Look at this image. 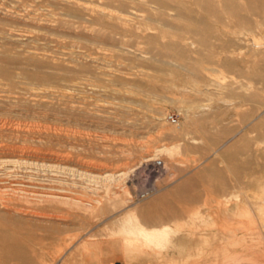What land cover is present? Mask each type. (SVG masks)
I'll list each match as a JSON object with an SVG mask.
<instances>
[{
    "label": "rangeland",
    "instance_id": "374dc122",
    "mask_svg": "<svg viewBox=\"0 0 264 264\" xmlns=\"http://www.w3.org/2000/svg\"><path fill=\"white\" fill-rule=\"evenodd\" d=\"M180 1L188 2L0 0V179L91 205L0 194V237L12 240L0 244V264H57L71 249L97 246L129 264L206 263L204 254L192 256L201 244L191 232L215 222L206 229L219 239V214L208 207L225 200L232 207L249 190V170L264 165V46L254 44L264 40V12ZM141 150L165 163L148 200L134 199L140 185L128 175L106 183L84 178L130 173ZM166 205L174 216L164 249L146 248L122 228L130 208L148 216ZM218 239L209 258L230 264Z\"/></svg>",
    "mask_w": 264,
    "mask_h": 264
},
{
    "label": "bare ground",
    "instance_id": "6f19581e",
    "mask_svg": "<svg viewBox=\"0 0 264 264\" xmlns=\"http://www.w3.org/2000/svg\"><path fill=\"white\" fill-rule=\"evenodd\" d=\"M10 4H12V3H10ZM177 5L180 7H184V8L189 7V6H191V7L194 6V7H199L201 9H205V10L208 9V7H230L231 10H234V11H236V10L241 11V10H244V8H247V6L248 7L252 6V7H258L259 9H262V11L264 12V0H245V2H241V0H188V2L187 1L186 2L185 1L177 2ZM191 7L188 9L192 10ZM17 8H18V6H17ZM23 9H24V7H23ZM32 17H33V15H32ZM119 18H121V17H119ZM204 20H205V18L204 19H200V18L194 19V21L197 24L205 26L206 22ZM37 24H39V23H37ZM192 32L199 38V41L201 43H205V41L203 39V36H204L203 34H201L200 32H194V31H192ZM254 44L256 46H264V40L262 42L260 41V43H259V40L254 38ZM263 55H264V53H263ZM4 72H5V70H4ZM56 89H58V88H56ZM172 147H170V149ZM257 148H259V147H257ZM162 150H163V148H158L156 151L158 152V151H162ZM262 153H261V155H262ZM144 155H143V151L141 150L140 156L141 157L143 156L142 157L143 160L150 158L149 156H151L152 154L146 155V156H144ZM225 156L226 155L223 156L224 159L226 158ZM262 159H263V157H262ZM17 161H19V160H12L11 162L14 163ZM21 161H19V162H21ZM24 162H26V161H24ZM263 163H264V159H263ZM263 163H262V165H263ZM35 164H37V163H35ZM259 164H261V163H259ZM40 166L52 167L51 165H44V164H41ZM258 167L259 168H257V169L252 168L249 170L250 171V174H249L250 183H249V187L247 188L249 190L246 191V189H244L245 190V192H243L244 198L238 197L239 195H242V194H239L241 186H238L237 191L235 190L236 192H232L235 197H238L234 201H232L233 202L232 207H229V205L227 203L229 201L225 200V199H224L225 201H217L219 203V205L216 204L215 209H213L211 206H209V207L207 206L210 211L212 210L215 212V215L217 213L219 214V216L217 217L218 218L217 221H219V224L217 223L218 224L217 228L220 231L219 234L221 236L218 239L217 237H215L216 236L215 233H212L209 231V229H211V227L216 229V226L215 227L213 226L215 222L213 224L211 222L210 223L207 222V224L203 228H200L201 229L200 233H196L195 231L191 232V236H193L192 238L197 239V241H199L201 244L200 246L195 248L196 253L192 254V256L204 254L205 257L207 258L205 264H212V261L209 257L211 254L213 255L216 253L212 249V245H213L214 241H216V239H218L219 241L221 240L224 243V245L220 249L221 250V256L228 259L231 262L230 264H240L243 261H246L249 264H264V232H263L264 231V165H263V167H260V166H258ZM130 168L131 167H128L127 170H121L120 169L117 171H103V172H98V173L97 172L96 173L84 172V176H85L84 178L90 182L93 181V182H103V183L124 181L123 179L125 177H127V175H129L128 173H129ZM63 169H67L70 171L73 170L71 168H63ZM3 183L6 184L5 180L0 179V194H2V195H9V196L14 197V198H33V199L39 198V199H43L44 201L45 200H58V199H67V200L72 199L73 201H75L77 203H82L83 205H86L87 208L91 206L90 203L81 202V200L71 198V197H68L65 195H60L59 193L57 194L56 190H55L56 192L54 194H51V193H49V194L43 193L42 194V193H35L34 190H30L31 186H29V184H24V183L19 184V182H16V180H15V182H10V183L8 181L7 182L8 184H6V185ZM1 184H3V185H1ZM45 186H46V184H45ZM243 188H245V186ZM41 189L44 190V188H42V187H41ZM39 191L40 190H37V192H39ZM59 191L60 190H58V192ZM41 192H43V191H41ZM133 192H135V191H132V193ZM126 194H128V192H126ZM154 194H156V193H154ZM118 195L119 194H115V192H114V197L118 196ZM130 195H132V194H130ZM148 197L150 199V196H148ZM145 199H147V198H145ZM4 201H7V199ZM151 201H153V200L151 199V200L145 202L141 206V208L144 209L145 207L149 206V203ZM223 202H225V204H222ZM52 203H54V202H52ZM135 207H136V205H135ZM135 207L130 208V210L125 212L126 214L124 213V216H125L124 219H126L128 224L123 225L122 228L125 227L129 233H131L134 237H136L138 240H140V242H138V244L146 245L147 246L146 248H148V246L155 245L154 247H156V249H159V250L164 249L168 244H170V235H171L172 229H171V226L169 223H170V219L174 215L171 216V215H169V213L171 210H173V209H171L172 207H169V205H166V207H164V208H163V206H160L158 209H155L148 216L147 215L143 216L142 215L143 210L137 211ZM212 215L213 214H211V216ZM146 219H149L151 221V224H148ZM192 226H194V225H192ZM198 227H201V226L198 225ZM206 228H209V229H206ZM195 229H196V227H195ZM256 230H259L260 232H257ZM240 231H243L242 234L238 233ZM128 232H126V233L128 234ZM261 232H263V233H261ZM256 233H257V236H255ZM10 241L12 242L11 238L9 237V234H7V233H5V235L2 238L0 237V244H3L5 247L10 245V243H9ZM130 241H132V240H130ZM136 244H135V246H136ZM11 245H12V243H11ZM127 245H133V242H129V244H127ZM142 245H140V247ZM228 246H240L241 251H230ZM256 248H262V249H260V252H258V251H255ZM4 250L5 249L3 248V253H4ZM18 250H19V248H18ZM249 251H250V253L247 254V252H249ZM15 252H17V250ZM13 256H15V255H13ZM215 256H217V255H215ZM10 260H11V258H10Z\"/></svg>",
    "mask_w": 264,
    "mask_h": 264
},
{
    "label": "built area",
    "instance_id": "2783aa9c",
    "mask_svg": "<svg viewBox=\"0 0 264 264\" xmlns=\"http://www.w3.org/2000/svg\"><path fill=\"white\" fill-rule=\"evenodd\" d=\"M166 119L171 124H177L178 119L175 115L169 114ZM164 172V163L160 156H151L132 167L128 181L135 182L140 185V188L134 193L135 200H141L151 195L154 189H157L156 182Z\"/></svg>",
    "mask_w": 264,
    "mask_h": 264
},
{
    "label": "crops",
    "instance_id": "0c3cea01",
    "mask_svg": "<svg viewBox=\"0 0 264 264\" xmlns=\"http://www.w3.org/2000/svg\"><path fill=\"white\" fill-rule=\"evenodd\" d=\"M81 248V247H80ZM57 264H129L111 247L97 246L95 249H71Z\"/></svg>",
    "mask_w": 264,
    "mask_h": 264
}]
</instances>
